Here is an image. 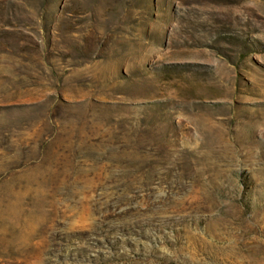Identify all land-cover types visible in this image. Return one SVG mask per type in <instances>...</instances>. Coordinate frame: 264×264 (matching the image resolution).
<instances>
[{"label":"rangeland","instance_id":"rangeland-1","mask_svg":"<svg viewBox=\"0 0 264 264\" xmlns=\"http://www.w3.org/2000/svg\"><path fill=\"white\" fill-rule=\"evenodd\" d=\"M0 264H264V0H0Z\"/></svg>","mask_w":264,"mask_h":264}]
</instances>
